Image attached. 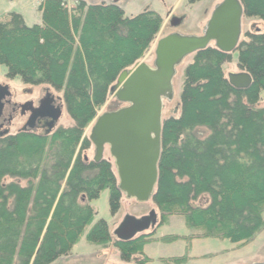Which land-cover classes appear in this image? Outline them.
I'll use <instances>...</instances> for the list:
<instances>
[{
    "label": "trees",
    "instance_id": "1",
    "mask_svg": "<svg viewBox=\"0 0 264 264\" xmlns=\"http://www.w3.org/2000/svg\"><path fill=\"white\" fill-rule=\"evenodd\" d=\"M239 1L243 16L264 21V0ZM37 9L40 23L27 25L14 11L0 19V66L8 79L61 92L72 123L48 134L0 133V264H51L69 255L93 220L91 200L104 189L111 214L118 211L117 176L107 159L84 157L91 145L84 131L118 75L138 63L162 24L154 10L127 16L115 2L81 0L69 11L61 0H42ZM246 38L235 49L238 68L252 79L246 88L228 81L223 64L232 52L214 44L193 53L183 68L178 114L162 122L151 201L160 213L157 226L182 215L196 235L160 241L219 238L239 247L264 229V107H257L264 91V30ZM152 237L113 239L104 219L85 235L94 245L112 242L124 262L142 254Z\"/></svg>",
    "mask_w": 264,
    "mask_h": 264
},
{
    "label": "rangeland",
    "instance_id": "2",
    "mask_svg": "<svg viewBox=\"0 0 264 264\" xmlns=\"http://www.w3.org/2000/svg\"><path fill=\"white\" fill-rule=\"evenodd\" d=\"M117 2L122 7L127 16L135 15L141 11L154 10L162 17V24L155 39L145 51L138 62H145L153 66L155 58L156 41L161 37L171 33L178 32L182 35H201L205 29L206 23L215 6L221 0H200L195 3H188V0H87V2ZM8 11L24 12L27 25H32L40 21V13L37 9V0H0V19L6 20ZM264 30V21L254 18L245 17L241 19V34L239 41L246 40V33L252 31ZM211 46L213 43L210 44ZM192 54L186 56L175 69L173 77L172 97L163 99L162 101V119L169 115L175 116L179 110V93L181 91V82L183 79V68L191 60ZM134 66V65H133ZM129 67L128 69L132 68ZM223 70L227 77L229 73H238L240 69L237 66V51L232 52V59L223 64ZM6 67L0 66V83L6 84L10 88L13 99L16 102H23L27 99L35 100L41 95V85L31 86L21 82L19 77L8 79L5 77ZM114 82L111 86L115 85ZM116 88L109 90L105 103L98 108L96 116L86 127L84 135L89 137L92 124L95 119L104 112L117 110L126 104L118 101L115 96ZM61 96L60 93H56ZM257 107H264V91L260 93V99ZM25 118L18 117L14 119L9 133H14L24 123ZM72 121L63 107L61 116L57 125L68 126ZM88 158L93 159L94 147L91 143L90 147L83 152ZM103 158L110 161L112 169L116 174V166L114 159L111 157L108 148L103 152ZM23 184V182L21 183ZM122 193L120 208L112 215L109 208L108 189L101 191L98 198L91 200L90 205L94 210L92 222L86 226L84 233L80 235L78 242L72 248L69 255L56 259L51 264H139L143 257L148 258L147 264H258L264 263V229L261 230L252 241L243 246L236 247L227 239L219 238H192L193 245L190 251V240L176 239L170 242L160 241L166 235H178L179 237H192L196 235L195 231H191L185 225L182 215H171L168 220L160 225L157 229L152 228L145 230L144 233L153 232L154 241H150L149 245L143 246L142 254H134L132 259L126 263L119 258L118 250L109 243L107 246L94 245L86 241L85 235L91 225L98 219H104L108 223L109 231L113 237H116L114 230L121 223L126 215L140 219L142 217H151V209L156 212V219L153 225L160 222V213L156 209L151 199L146 201H138L133 197ZM155 229V230H154ZM171 243V244H170ZM166 244V245H165ZM188 244V245H187ZM187 245V246H186ZM146 246V247H145ZM145 247V251H144ZM162 256L166 259L181 255L186 256L185 261L172 262L170 259L166 261L156 260L159 263H153L152 259L147 256ZM192 256V257H191ZM191 257V258H190ZM196 260V261H195ZM191 261V262H190Z\"/></svg>",
    "mask_w": 264,
    "mask_h": 264
},
{
    "label": "water",
    "instance_id": "3",
    "mask_svg": "<svg viewBox=\"0 0 264 264\" xmlns=\"http://www.w3.org/2000/svg\"><path fill=\"white\" fill-rule=\"evenodd\" d=\"M244 15L239 0H221L211 12L201 35H182L171 32L156 41L153 66L138 62L123 70L117 77L115 96L126 104L99 115L92 124L88 139L94 147V161L103 158L107 147L116 166L119 190L138 201L152 199L158 180L161 155L162 101L172 97L176 66L188 55L214 44L223 52H233L239 44L241 19ZM228 81L237 88H246L252 79L248 72L229 73ZM15 104L11 102L8 85L0 83V133L11 120ZM60 109L49 114L52 121ZM128 217V218H126ZM116 237L131 238L149 225L148 217L137 219L126 215ZM156 218L151 220V223ZM147 220L144 224H138ZM264 264V263H258Z\"/></svg>",
    "mask_w": 264,
    "mask_h": 264
},
{
    "label": "flooded vegetation",
    "instance_id": "4",
    "mask_svg": "<svg viewBox=\"0 0 264 264\" xmlns=\"http://www.w3.org/2000/svg\"><path fill=\"white\" fill-rule=\"evenodd\" d=\"M114 2V1H113ZM117 3V2H115ZM240 42V41H239ZM31 86H38V85H31ZM41 95L36 98L35 100L27 99L23 102H16L13 99V95L11 93V102L15 104L14 111L12 112L11 120L6 122L2 128V130H6L9 132L11 124L13 123L14 119L18 117L25 118L24 123L17 129V131H26V132H34V133H45L48 134L52 132L57 125V122L61 116L62 109L64 106L62 96H59V91L54 90L53 88L47 85H41ZM10 90V88H9ZM56 109H60L61 113L57 120L52 121V118L49 114H52ZM87 158V155H84ZM105 159V158H104ZM128 218V217H126ZM126 218H124L118 227L115 230H118L123 222H125ZM147 220H143L138 222V224H144ZM159 223L152 224V228L157 229ZM151 225L143 227V229L138 230L135 235L132 236L136 237L140 234H144L145 230L149 229ZM154 229V230H155Z\"/></svg>",
    "mask_w": 264,
    "mask_h": 264
},
{
    "label": "crops",
    "instance_id": "5",
    "mask_svg": "<svg viewBox=\"0 0 264 264\" xmlns=\"http://www.w3.org/2000/svg\"><path fill=\"white\" fill-rule=\"evenodd\" d=\"M39 1H40V0H37V6H38V4H39ZM9 12H11V11H8V13H9ZM19 13L23 16L24 21H25V23H26L24 12H19ZM40 21H41V19H40ZM40 21L37 20V22H35V23H40ZM26 24H27V23H26ZM193 239H194V238H193ZM193 239H192V240L190 241V243H189V249H190V251H191V249H192ZM149 244H150V243H147L146 246H148ZM170 244H171V243H170ZM165 245H166V244H165ZM187 245H188V244H187ZM187 245H186V246H187ZM146 246H145V247H146ZM145 247H144V251L146 250ZM147 256L150 258V261H151V259H152V262H153V263H159L158 261H156V260H158V259H159V260H160V259H166L165 257L159 256V255H157V256H150V255L147 254ZM191 257H192V256H191ZM191 257H190V258H191ZM160 261H161V260H160ZM195 261H196V260H195ZM190 262H191V261H190ZM126 263H128V262H126ZM147 263H149V262H147ZM147 263H145V264H147Z\"/></svg>",
    "mask_w": 264,
    "mask_h": 264
},
{
    "label": "built area",
    "instance_id": "6",
    "mask_svg": "<svg viewBox=\"0 0 264 264\" xmlns=\"http://www.w3.org/2000/svg\"><path fill=\"white\" fill-rule=\"evenodd\" d=\"M81 0H61V3L71 11Z\"/></svg>",
    "mask_w": 264,
    "mask_h": 264
}]
</instances>
